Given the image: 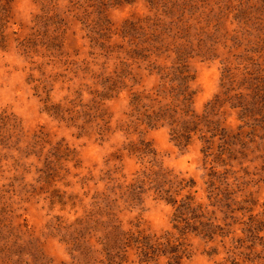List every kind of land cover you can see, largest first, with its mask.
<instances>
[{
    "label": "rangeland",
    "instance_id": "obj_1",
    "mask_svg": "<svg viewBox=\"0 0 264 264\" xmlns=\"http://www.w3.org/2000/svg\"><path fill=\"white\" fill-rule=\"evenodd\" d=\"M2 2L10 12L8 44L0 46V114H13L24 131L19 150L0 145V216L6 223L56 264H104L72 252L61 239L67 228L59 225L89 213L94 222L101 203L107 211L98 218L103 226L115 213L123 230L173 235L187 247L181 264H232L244 252L236 241L245 239L251 216L264 217V129L233 146L235 156L227 162L208 158L197 137L185 147L168 125L136 123V93L152 99L162 90L170 98L174 68L183 57L195 74L197 111L221 95L230 132L244 121L250 126L254 118L263 120L264 0ZM116 79L122 82L118 90L101 100ZM242 94L244 103L254 105L250 119L238 107ZM84 105L105 109L110 123L102 136L78 128L84 119L74 113ZM140 138L150 141L155 155L132 148ZM57 142L75 151L79 167L64 161L46 180L45 159ZM174 176L195 182L178 197L190 191L202 205L193 229L176 228L177 205L160 198L158 188H170V181L176 188ZM56 189L76 197L75 208L53 204ZM251 199L256 204L248 211ZM210 221L223 229L204 230L200 224ZM255 251L247 264L264 263V239ZM122 264L144 263L133 250Z\"/></svg>",
    "mask_w": 264,
    "mask_h": 264
},
{
    "label": "trees",
    "instance_id": "obj_2",
    "mask_svg": "<svg viewBox=\"0 0 264 264\" xmlns=\"http://www.w3.org/2000/svg\"><path fill=\"white\" fill-rule=\"evenodd\" d=\"M2 1L0 0V46L6 47L9 39L6 29L9 23L10 6L8 2L4 3ZM178 59L179 63L174 68V77L172 78V85L174 84V86H172L170 98L161 96L162 90H160V93L158 92V98L152 99L150 93L146 95L136 93V103L138 104V122L136 123H146L151 128L168 125L172 132V138L179 145L185 147L191 145L197 137L204 144L203 150L206 157L222 159V161L227 162L236 151L233 146L241 143L245 137L249 139L257 136L255 131L258 128L264 129V119L254 118L250 126L248 125L249 120L248 122L242 120L244 123L238 126L237 132H230V129L225 124L226 118L223 119V115L221 114V107L226 101L221 95H218L212 102L208 103L203 112L197 111L194 106L196 91L192 86L195 74L191 71L187 61L183 57ZM120 83H122L120 80H114L107 86L106 92L104 91L100 95V99L112 97L111 93L118 90ZM227 92H229L228 87L223 92V95L227 96ZM104 94L109 96H105ZM243 96V94L239 96L240 104H238V107H242L244 114L249 112L250 114L248 113L247 116L250 119L254 112V105L247 102L244 103ZM259 97L260 95L258 94L256 105ZM167 99L168 101H166ZM145 101H148V103ZM80 115L84 119L83 123L78 125V128L82 132L94 129L97 130L96 133L98 135L102 136L104 131L108 130L110 120L107 119L105 109L99 105L98 108L84 105L83 109L75 111V119ZM245 125L249 128L248 133L244 131ZM23 135L24 131L21 123L13 114H0V145H3V148H15L19 150V147H16V145H18L17 142L21 141ZM250 141L254 140L251 139ZM37 144L40 145L38 142ZM28 146L33 147L34 145ZM133 147L136 151L142 152V154H156L150 141H146L143 138H140L137 144H132ZM64 161L74 162L73 166L75 168L79 167L75 151L62 142H57L53 145L49 155L45 159V167L48 169L44 171L47 175L46 180H52L55 177V174L60 169L59 165ZM65 170L68 169L66 168ZM165 175L167 176V172L163 173L164 179L167 178ZM174 179L177 183L175 189H173L171 181L169 182L170 188L165 189L163 186L158 188L160 198L170 204L177 205L176 228L179 225H183L181 227L182 230L193 229L196 221L200 218L199 213L202 205L197 203L195 196L190 191L183 194L181 199H178V197L181 195V191L186 188L191 189L195 185V182L179 176H174ZM51 197L52 203L59 204L61 210H66L67 207L73 209L76 206V202H74L76 197L72 194L67 195L66 192H62L59 189L54 190ZM255 201L251 199L249 203L251 204V208L248 211H253L252 207L256 204ZM96 209H98L96 210L97 218L94 219V222L91 221V216L94 215L95 217V214L89 213L77 216L70 223L66 222V226H64V220H61V223H59L61 227L68 229L61 235V239L68 244L70 243L72 245V252H77L78 256L83 258V260L98 259L99 262L104 264H122L129 259L130 251L133 250L138 253L139 259L144 264H160L162 257L168 258L166 264H181L183 257L186 256L187 247H184L183 243H179L178 239H175L173 235L167 234L163 238H155V236L144 235L140 230H123L121 220L115 213L112 214V219L109 223L103 226L102 221L98 218H101L105 214L107 215V211L103 209L101 203L100 212L99 203ZM203 213L205 214V210L201 214L203 215ZM58 218L60 219V217ZM250 219V223L245 228V239L238 238L236 241L238 244L240 243L237 249L244 248V252L241 251L239 254H236L233 262H231L232 264H247L248 261H251V257L257 254L255 245L258 244V240L264 239L259 234L260 231H264V217L252 215ZM6 222L7 219L0 216V264H56L52 260L47 259L34 246L32 241L26 243L23 239L24 233L20 234L16 230H13L11 222ZM200 225L206 227L204 230L223 229L221 225L214 223V221ZM101 226L105 230H100L99 227ZM57 231L60 233L59 230ZM240 254L243 257L242 260H239L237 257ZM60 264L67 263L63 262ZM262 264L264 263L262 262Z\"/></svg>",
    "mask_w": 264,
    "mask_h": 264
}]
</instances>
